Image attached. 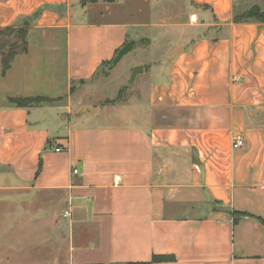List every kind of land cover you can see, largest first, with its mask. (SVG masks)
I'll use <instances>...</instances> for the list:
<instances>
[{
    "label": "crops",
    "instance_id": "1",
    "mask_svg": "<svg viewBox=\"0 0 264 264\" xmlns=\"http://www.w3.org/2000/svg\"><path fill=\"white\" fill-rule=\"evenodd\" d=\"M135 1L0 0L28 43L5 74L0 54V264H264V23L235 20L254 0H191L180 26L203 34L144 68L133 111L58 131L75 85L164 24Z\"/></svg>",
    "mask_w": 264,
    "mask_h": 264
},
{
    "label": "rangeland",
    "instance_id": "2",
    "mask_svg": "<svg viewBox=\"0 0 264 264\" xmlns=\"http://www.w3.org/2000/svg\"><path fill=\"white\" fill-rule=\"evenodd\" d=\"M72 1L75 4L76 0ZM136 1L134 2L135 5L143 6V21H145V17H151L154 13V21L157 23L158 21H164V24H160L158 27L140 29L139 34L141 36L139 35L138 38H141L138 40L137 45L136 43L133 44L134 50L125 55L116 66H113V59L103 65L91 81L75 85V91L71 99L72 111L67 118V122L58 130L59 132L64 131V127L67 126L70 120L73 123L81 122L90 126H110L118 123V119H120L118 117H123L131 109L133 111L134 107L128 105L127 101L131 95L135 98L136 96L139 97L138 85L145 77V73H140L137 80L130 84L134 68L137 66L148 68V65L160 61L161 56L171 48L170 43H176L179 38L190 39L203 34L200 29H186L180 26V24L189 21L188 13L193 11L191 0H150L148 3ZM246 1L250 2L251 0ZM90 2L91 0H83V3ZM254 4H258L264 9V0H254L248 3L247 6H243L241 3V8H249ZM134 31L130 33L133 36ZM149 39L151 40L150 45L148 44ZM16 40V31L0 35V50L7 49L8 45ZM121 90H123V93L121 98L117 100ZM114 100H117V105H107V102L111 103ZM82 107L91 109L99 107L100 110L96 115L90 114L89 116V114H85L83 120H81ZM46 113L51 118V123L57 126L67 110L54 107L49 108ZM121 119V124H126L125 119ZM10 178L12 177L10 176Z\"/></svg>",
    "mask_w": 264,
    "mask_h": 264
},
{
    "label": "trees",
    "instance_id": "3",
    "mask_svg": "<svg viewBox=\"0 0 264 264\" xmlns=\"http://www.w3.org/2000/svg\"><path fill=\"white\" fill-rule=\"evenodd\" d=\"M94 1L96 0H91V2H94ZM106 1H114V0H106ZM235 20L236 22H241V21L251 22L252 21V22L264 23V11L259 6H253L249 10H247L245 13H243L242 15L236 16ZM15 31L17 35V40L14 43L9 44L7 49L0 50V54L3 57V73L4 74L11 68L14 58L18 54L26 53L28 50L27 26L22 27L18 30L14 28L1 29L0 35L14 33ZM122 93H123V90H121L117 100L121 98ZM49 101H50L49 99H46L43 97H18V98L12 99V102L17 107H20V108L38 106L44 102H49ZM116 101H112V102H116ZM234 215H235V223H237L239 217L245 216L246 214L235 213ZM174 261H175V257L172 255H154L152 259L148 262H131L129 264H154V263H167V262H174Z\"/></svg>",
    "mask_w": 264,
    "mask_h": 264
},
{
    "label": "water",
    "instance_id": "4",
    "mask_svg": "<svg viewBox=\"0 0 264 264\" xmlns=\"http://www.w3.org/2000/svg\"><path fill=\"white\" fill-rule=\"evenodd\" d=\"M133 50V44L128 42L122 49L119 50L118 54L116 55V57L113 60V66H116L123 58L125 55H127L128 53H130ZM181 50V49H179ZM179 50H176L174 55H176ZM144 72V66H137L134 68L133 72H132V76H131V81L130 84H133L136 80V77L140 74ZM94 109L91 108H86L84 109V112H91Z\"/></svg>",
    "mask_w": 264,
    "mask_h": 264
},
{
    "label": "built area",
    "instance_id": "5",
    "mask_svg": "<svg viewBox=\"0 0 264 264\" xmlns=\"http://www.w3.org/2000/svg\"><path fill=\"white\" fill-rule=\"evenodd\" d=\"M232 145H233V148L235 149L242 148L245 145V140L242 136H235L233 138ZM56 151L60 152L61 149L57 148ZM72 174L78 175L79 174L78 168L72 167ZM68 216H69V213L66 212L64 217L67 218Z\"/></svg>",
    "mask_w": 264,
    "mask_h": 264
}]
</instances>
